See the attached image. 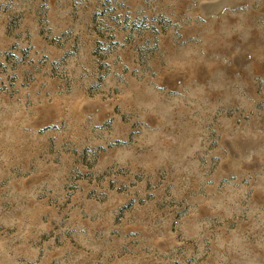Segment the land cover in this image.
Wrapping results in <instances>:
<instances>
[{
    "label": "rangeland",
    "instance_id": "rangeland-1",
    "mask_svg": "<svg viewBox=\"0 0 264 264\" xmlns=\"http://www.w3.org/2000/svg\"><path fill=\"white\" fill-rule=\"evenodd\" d=\"M0 264H264V0H0Z\"/></svg>",
    "mask_w": 264,
    "mask_h": 264
}]
</instances>
